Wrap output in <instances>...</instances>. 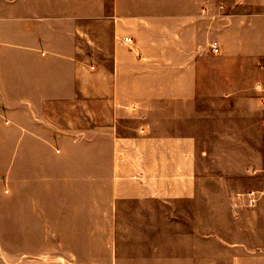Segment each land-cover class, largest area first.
Masks as SVG:
<instances>
[{
    "label": "crops",
    "instance_id": "obj_1",
    "mask_svg": "<svg viewBox=\"0 0 264 264\" xmlns=\"http://www.w3.org/2000/svg\"><path fill=\"white\" fill-rule=\"evenodd\" d=\"M205 1L0 0V197L21 241H75L77 252L58 257L98 264L83 248L94 224L132 214L166 226L142 238L162 244L135 249L134 264H264V185L206 184L237 174L204 164L254 144L237 136L241 113L246 130L260 114L263 142L264 51L253 50V16L221 8L209 43L220 53L193 48ZM262 166L245 174L264 175ZM194 220L191 232L169 227ZM107 239L116 241L109 264H120L119 234ZM41 245L22 257L39 262Z\"/></svg>",
    "mask_w": 264,
    "mask_h": 264
},
{
    "label": "rangeland",
    "instance_id": "obj_2",
    "mask_svg": "<svg viewBox=\"0 0 264 264\" xmlns=\"http://www.w3.org/2000/svg\"><path fill=\"white\" fill-rule=\"evenodd\" d=\"M160 1L157 2L159 4ZM206 13L205 16L201 19V22L193 23V25H201V29L198 33L195 34L199 36L197 42L192 44L193 48L201 51L206 48L203 52V55H212L209 47V43L212 41L213 33H212V21L213 11L215 8H221L224 11L228 10H237L238 13H246L252 15L253 19V36L257 40V45L259 48L253 49L258 50L259 52L264 51V17L255 16V15H263L264 14V0H206L205 1ZM208 9L211 10L208 13ZM248 16V17H249ZM181 18H174L173 25V37L174 43H180L179 41V24ZM258 20V21H257ZM195 32V31H193ZM255 57V56H254ZM259 57V56H257ZM256 58V57H255ZM264 61V55H262L261 59L258 60ZM254 75L259 74V71L254 70ZM245 98L240 97L236 99V105L243 106L245 104ZM255 104V102L253 101ZM257 104L259 101L257 100ZM251 116H247L251 120V129L247 125H245V116L244 113H241L237 119V136H248L252 135L254 138L253 145L246 144H238L236 145V160H230L228 158V154H218L217 160L213 161L212 159L205 160V169L213 168V166H219L222 169L226 170H234L236 176H222L221 178H213L212 176L205 177L206 184H222V185H234L237 187V191H245L250 188L256 189L260 188L264 185V175H261L259 172L254 173L253 175H246L245 172L248 169L259 170L260 167H263L264 161H261V158H264V135L263 142H260V137L262 136V132L260 130V114L252 113ZM219 147V146H218ZM221 148L229 147V146H220ZM10 212L7 209L6 203L0 197V264H68L65 261H62L58 256L60 252H68V249L76 251V244L78 242L75 241H53L46 240L43 242L36 241H21L19 235V225H10L7 224V215ZM196 209H188V214L195 217ZM98 212H95L94 215H97ZM142 216V215H141ZM127 222L124 225L119 226H102L99 224H94V239L91 242H86L84 249H86V253H92V262L98 264H109L108 252L114 249L113 244L115 245L116 241L114 240H106V236L109 238H113L118 233L120 236L119 247L121 250L120 264H134V256L133 251L138 250L142 245L149 244L152 247H159L158 245L162 244L161 241L158 240H149L143 241L145 235L152 234H160L166 232V226L163 223L158 224H140L134 222L133 215H129L127 217ZM185 220H187V216L185 215ZM178 221V220H177ZM212 220L206 216L205 220V228L206 233H211L212 229ZM171 228V232L173 234L183 232H191L195 230L196 223L194 220L193 224L185 223L184 225L173 224V226H169ZM17 230V231H16ZM179 242L176 241V244ZM44 244V256L40 258L39 262H36L35 257H22L23 253L34 254L37 245ZM115 247V246H114ZM206 250L211 251L213 248L212 241H206ZM65 250V251H63ZM77 252V251H76ZM88 259L89 257L86 256ZM81 259V258H79ZM208 259H212L211 257ZM75 261V259H73ZM78 261V260H76ZM210 264V263H209Z\"/></svg>",
    "mask_w": 264,
    "mask_h": 264
},
{
    "label": "built area",
    "instance_id": "obj_3",
    "mask_svg": "<svg viewBox=\"0 0 264 264\" xmlns=\"http://www.w3.org/2000/svg\"><path fill=\"white\" fill-rule=\"evenodd\" d=\"M126 41L129 42L131 40L127 38ZM210 47L214 54H219L221 51L220 43L218 41H213Z\"/></svg>",
    "mask_w": 264,
    "mask_h": 264
}]
</instances>
